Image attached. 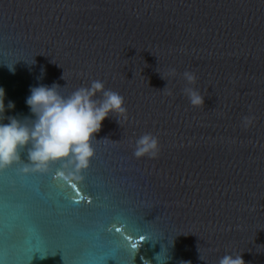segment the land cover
<instances>
[{
  "label": "water",
  "instance_id": "95a60500",
  "mask_svg": "<svg viewBox=\"0 0 264 264\" xmlns=\"http://www.w3.org/2000/svg\"><path fill=\"white\" fill-rule=\"evenodd\" d=\"M94 80L126 112L86 170L25 173L27 148L0 170V264H264V0H0V123L34 119L33 86ZM145 133L155 158L134 155Z\"/></svg>",
  "mask_w": 264,
  "mask_h": 264
},
{
  "label": "clouds",
  "instance_id": "9594fccd",
  "mask_svg": "<svg viewBox=\"0 0 264 264\" xmlns=\"http://www.w3.org/2000/svg\"><path fill=\"white\" fill-rule=\"evenodd\" d=\"M15 65L6 66L14 73ZM175 73L173 69L172 74ZM182 75L189 85L195 84L194 73L186 70ZM59 88L56 83L31 87L26 105L34 119L8 116V123H0V170L21 160V149L25 148L31 165L22 169L25 173L45 171L51 163L62 160L76 172L86 170L94 157L91 139L96 138L103 121L113 112H126L124 98L115 91L105 90L99 80H94L89 87L76 89L67 97L58 92ZM183 91L192 106L205 105V97L195 88L186 87ZM97 93L102 95L97 98ZM14 108V102L9 101L7 109ZM5 111V90L0 87V112L5 114ZM245 121L250 122L248 117ZM158 151V138L151 133H145L135 141L134 155L137 158H155ZM219 264H245V261L242 254H225Z\"/></svg>",
  "mask_w": 264,
  "mask_h": 264
},
{
  "label": "snow or ice",
  "instance_id": "6c2138e0",
  "mask_svg": "<svg viewBox=\"0 0 264 264\" xmlns=\"http://www.w3.org/2000/svg\"><path fill=\"white\" fill-rule=\"evenodd\" d=\"M72 187L75 188V185H73ZM77 196H78V192H77ZM73 202L74 203H79V200H74ZM116 231H119V229H116ZM143 239H144V237L141 236V240H143ZM103 264H104V262H103Z\"/></svg>",
  "mask_w": 264,
  "mask_h": 264
}]
</instances>
